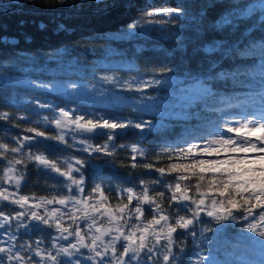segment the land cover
<instances>
[{"label":"snow or ice","instance_id":"snow-or-ice-1","mask_svg":"<svg viewBox=\"0 0 264 264\" xmlns=\"http://www.w3.org/2000/svg\"><path fill=\"white\" fill-rule=\"evenodd\" d=\"M189 7L182 0H145L142 18L131 19L119 34L158 32L174 41L175 51L191 46L202 54L206 67L189 68L180 80H173L172 67L129 77L109 69L88 91L118 96L122 103L111 111L60 107L38 97L23 102L33 109L28 115L0 111V264H224L225 254L228 264H257L221 239L229 225L259 249L258 264H264V0H208L195 13ZM15 43L0 36L5 48ZM0 68L7 70L2 62ZM221 81L240 84L247 95L214 91ZM176 84L198 86L192 99L208 116L197 113L196 119L211 131L186 130L149 152L141 142L175 114L161 113L155 123L142 119L147 102H157L148 90ZM28 86L41 94L54 89L39 80ZM9 125L19 131L10 133ZM126 137L133 142L118 143ZM57 146L70 154L57 155ZM101 157L130 169L129 186L95 183L86 192L90 172L103 180L95 163ZM33 172L44 195L21 194ZM113 195L115 205L109 203Z\"/></svg>","mask_w":264,"mask_h":264},{"label":"trees","instance_id":"trees-1","mask_svg":"<svg viewBox=\"0 0 264 264\" xmlns=\"http://www.w3.org/2000/svg\"><path fill=\"white\" fill-rule=\"evenodd\" d=\"M153 2L157 5H172L177 0H153ZM182 2L190 6V12L195 13L208 0H182ZM144 4L145 0H106L99 2L100 6H97L98 2L95 0H85L83 4L79 0H67L65 4L59 3L58 0H0V36H6L16 42L15 45L7 48L0 44V62L7 68V70L0 68V76L18 81L16 84H0V111H10L14 115H28L33 109L26 107L23 102L35 97L60 107L79 106L81 111H111L112 107L100 108L88 105L82 98H62L50 92L41 94L40 90L28 86V82L32 80L52 83L53 86L76 83L79 89H84L95 83V76L108 74L109 69L121 68L122 71L117 75L129 77L172 67L175 69V73L172 74L173 80H180L183 79L182 74L189 68L195 72L206 67L207 62L202 54H195L191 46L184 53H179L173 49L174 41L160 38L158 32L138 38L131 34H119L131 19L142 18L140 8ZM61 25L63 27H60ZM228 66L225 64V67ZM128 69H131V72ZM196 87L198 86L176 84L174 88L148 90L157 99H162V96H167L169 93L174 96L177 88H182L185 94L181 93L182 100L179 102L172 97L169 103L171 107L165 109L169 112L163 113H174L175 118L165 121L167 127L149 134L147 143L141 142L145 150L158 151L164 142L173 141L186 130L198 126L202 127L204 132L211 131L210 125L196 119L197 113L203 118L208 116L202 111L203 103L192 99L196 94ZM214 91L227 96L247 95L246 88L232 81L217 82ZM127 114L126 111L124 115ZM147 114L142 113V119L154 123L161 115ZM4 127L3 122H0V130ZM7 127L10 133L19 131L11 128L10 125ZM132 142L131 137L118 141L123 144ZM57 147L60 149L57 155L70 154V150L63 149L62 146ZM40 150L44 151V149ZM105 159L101 157L95 161L103 180L94 179L90 172L86 177V192L90 191L95 183H104L106 187L110 184L113 188L129 186L125 183V177L130 169L121 168L119 162L115 167L105 164ZM120 159L125 163L128 162L126 156H121ZM162 163L166 165L168 161L164 160ZM44 183L43 179L39 181L41 186ZM33 191H36L37 195L45 194L37 187L34 172L30 175L27 186L22 188L21 194L31 195ZM109 203L112 205L117 203L114 195ZM220 235L222 240L230 241L233 247L239 248L242 252L246 251V259L256 261L258 264L261 259L259 249L253 251L255 246L242 238L244 234H240L236 226H226ZM229 260L230 258L225 254L224 264H228Z\"/></svg>","mask_w":264,"mask_h":264},{"label":"rangeland","instance_id":"rangeland-1","mask_svg":"<svg viewBox=\"0 0 264 264\" xmlns=\"http://www.w3.org/2000/svg\"><path fill=\"white\" fill-rule=\"evenodd\" d=\"M95 1L98 2V0H95ZM104 1H106V0H99V2H104ZM22 84H24V83L22 82ZM68 85H70V84L54 85L53 92H50V93H52L58 97H62V98H73V99H81L82 98V99H85L84 101L88 105H92V106L100 107V108H111V107H115V106L122 103L121 99L118 96L106 95L104 97H99L95 94V92H89L88 91L89 88H84V89L78 88L76 91L71 92L70 89H68V90L66 89V86H68ZM164 88L169 89L170 87H164ZM181 93H184L183 89L177 88L175 90L174 96H172L171 93H169V95H167V96H162L161 97L162 99H157L155 107L151 106V104L153 102H147L149 106L146 107V109L143 113H145V114H147V113H156V114L163 113L165 111L166 107H171L169 103H170L172 97L174 98V100L176 102H179L182 100L180 95L182 96L183 94H181ZM116 95H124V94L117 93ZM136 95H138V94H136ZM165 112L168 113L169 110H167Z\"/></svg>","mask_w":264,"mask_h":264}]
</instances>
